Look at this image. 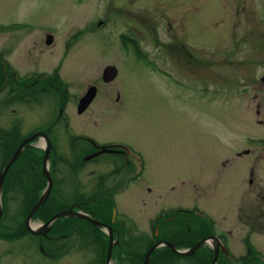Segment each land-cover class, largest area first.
<instances>
[{
    "label": "rangeland",
    "instance_id": "374dc122",
    "mask_svg": "<svg viewBox=\"0 0 264 264\" xmlns=\"http://www.w3.org/2000/svg\"><path fill=\"white\" fill-rule=\"evenodd\" d=\"M45 32L53 35L49 43ZM121 34L136 40L146 60L118 43ZM0 53L19 76L57 71L66 87L65 100L54 79L48 88L35 79L29 92L8 99L14 84L0 80V169L15 138L49 129L56 150L51 196L61 207L111 194L117 211L148 233L161 210L197 208L236 257L248 253L247 241L264 255V0H0ZM110 65L117 74L105 82ZM91 86L96 94L78 112ZM76 135L134 149L141 175L134 176L140 166L125 171V160L107 152L70 165ZM41 140L29 146L42 148ZM34 160L26 146L0 196V259L13 264H51L25 247V236L2 237L16 220L23 223L37 183ZM157 224L156 233L168 234ZM69 241L58 264H85L77 236ZM157 253L150 264L165 262V252ZM193 255L166 264H202Z\"/></svg>",
    "mask_w": 264,
    "mask_h": 264
},
{
    "label": "flooded vegetation",
    "instance_id": "af4514ba",
    "mask_svg": "<svg viewBox=\"0 0 264 264\" xmlns=\"http://www.w3.org/2000/svg\"><path fill=\"white\" fill-rule=\"evenodd\" d=\"M159 14L162 16L161 21L165 22L166 17L162 14V12H160ZM44 35L46 36L47 32H45ZM164 44H166V47L172 45L171 42L165 41H162L160 45L164 46ZM18 75L19 73L17 71L13 72V95H17L19 91L25 92L26 90L27 92H29L31 86L33 85V79L26 77L19 80ZM28 96L29 95H26L24 97L27 98ZM257 113L259 112L257 111ZM48 130L49 129H44V132L47 134L49 133ZM75 140H78V142H80L82 146H78L77 143H75ZM97 146H107L110 148V150L100 152L96 155H92L91 157H95L101 153L107 152L115 156L122 157L125 160V155L127 154V151L123 144L111 142L100 143L88 136L76 135L72 137V141L70 142L68 150L74 152V149L77 148L78 155L74 156L75 154H71V158L73 159V161L68 163L72 166H81V164H83L85 160L88 159L87 157H89L91 154L98 150ZM28 147L32 146L28 145L27 148ZM124 165L125 171L132 170L133 168L128 160L124 161ZM79 202L80 205L77 206V209L81 207L84 208V206L87 205L91 207L90 210L93 209V207L99 208V210L101 209L100 214L102 215V218H99L97 214L95 216L93 215L96 220L100 222V225H94L89 221L83 219H75L68 221V223H70L69 226H64L61 224L56 225L53 223L49 231L44 234L36 235L31 233L26 226H20V221L17 222L16 220V226L14 224V226L9 229V232L3 234L2 237L5 239L10 238L14 240L25 236V239L28 240L25 244L26 248L33 251L32 248L36 247L38 248V251L40 252L43 259L50 261L51 264H58V262L62 260L66 252L71 248L69 240L70 237L73 235L77 236V239L79 241L78 244L81 247L79 253L82 251H84L85 254L86 252L88 253V256H86L85 264H127L128 259H125L124 257H128L130 250V239L128 236V230L123 224H120L119 222H115L113 220L112 206L110 212L105 208V206L109 204V200L107 198L102 200L96 197L94 198V201L90 200L91 205L88 204V202H86L85 200ZM21 221L24 223L23 216ZM18 224L19 226L17 227ZM170 230H172V228H170ZM110 244L111 246L109 247ZM0 264H13V262L4 260L2 261V259H0Z\"/></svg>",
    "mask_w": 264,
    "mask_h": 264
},
{
    "label": "trees",
    "instance_id": "16d2710c",
    "mask_svg": "<svg viewBox=\"0 0 264 264\" xmlns=\"http://www.w3.org/2000/svg\"><path fill=\"white\" fill-rule=\"evenodd\" d=\"M5 75H6L5 70L0 65V80H1V82L5 78ZM49 79H54L55 81L50 82V81H48ZM46 80H47L46 82L43 81L44 82L43 84L46 83L44 86H46L47 88L50 86L49 82L51 83V85H54V87L56 85V87L58 88L59 84L62 87L61 82L58 80L57 71H55L52 75H50ZM60 91H62V90H60ZM27 150L30 151V153L33 155V157L35 159L34 161L37 162V164H36V162L34 163L36 166H34L32 168V174H33L34 178L37 179V183H35L33 198H32V200L29 201V206L25 212V215L31 210V208L33 207V205L36 203V201L39 198V195L41 193L40 192L41 189L38 190L39 189L38 184L42 183L43 187L46 184V179L44 178V176L41 173V168H42L41 164H42L43 152L34 148V147H28ZM54 160H55V158H54ZM39 162L41 164H39ZM52 193L54 194L53 190L50 192V195H49L48 199L45 201V203L42 204L37 209V211L34 214V218H36L37 216H41L42 221H46L47 219L50 218V216L55 214L60 209L64 208V207H61V205L59 204L56 197L51 196ZM108 200H109V204L107 206H105V208L110 212L111 211V201H110V199H108ZM90 208L91 207L88 205L84 206V209L86 211L90 212L92 216L93 215L95 216L97 214V216L99 218H102V215L100 214L101 209L99 210V208L93 207V209L90 210ZM175 214L177 217V221L181 223V227H180L181 232L176 237H173V238H172V236H173L172 232L171 233L168 232V234H166V235L164 232H160L158 236L154 235L153 238L150 239L149 241L146 240L144 245L141 247L142 248L141 251L138 248L130 246L129 257L127 258L128 259L127 264H140L143 261V258H144V255H145V252L147 251V249L158 238L168 239L169 241L173 242L179 248L191 247L194 244H196L203 236H205L211 232L210 227L207 225L206 222L202 223L200 227H194L191 223L184 220V219H186V217H185L186 214L184 212L177 211V212H175ZM69 220H75V218H72V217H67V218H62V219L58 218L54 222V224H56V225L61 224V225L65 226V225H67ZM164 223L166 224V222L161 221V226H163ZM22 226L23 227L25 226L24 223H22ZM158 250L165 252L164 253V257H165L164 261L165 262L163 261L164 262L163 264H166V261L171 259L170 257H172V258L173 257H181L180 255L174 253L170 248H168L166 246L159 248L157 250H154L152 252V256L157 255ZM251 251L252 250L249 249L248 253L245 256L240 258L241 261L239 262V264H264V262H261V260L259 258L255 257V255L252 254ZM193 256H195L198 259H201L202 264H210L212 261V258H213V251L209 247L201 246L194 253ZM193 256H192V258H194ZM218 264H227V262L225 261V259H222L220 261V263L218 262Z\"/></svg>",
    "mask_w": 264,
    "mask_h": 264
},
{
    "label": "water",
    "instance_id": "95a60500",
    "mask_svg": "<svg viewBox=\"0 0 264 264\" xmlns=\"http://www.w3.org/2000/svg\"><path fill=\"white\" fill-rule=\"evenodd\" d=\"M52 40V36L48 35L46 37V42L49 43ZM117 74V69L115 68V66H106L103 70V74H102V79L105 82L111 81L116 77ZM96 94V87L95 86H91L88 88L87 92L85 93V95L79 100V104H78V112H83L87 106L90 104V102L93 100L94 96ZM38 136H43L46 143H47V147L45 148V155L43 158V175L46 177L47 179V184L45 189L43 190L42 194L40 195V197L38 198L37 202L33 205V207L31 208V210L28 212L27 216H26V226L28 227L29 231L32 233H45L46 231H48L50 229V225L51 223L59 218V217H67V216H73V217H77V218H84L89 220L90 222H92L95 225H100V222L97 221L96 219H94L93 217L89 216L86 213H83L81 211L75 212L73 211L72 207L68 208L66 210H61L57 213H55L54 215H52L43 225L39 226V227H35L33 228L31 226V220L32 217L34 215V213L37 211V209L39 208L40 205H42L51 190L52 187V180H51V176H50V172H49V168L47 165V160L49 157V151H50V143L48 141L47 136L44 133H35L29 137H27L25 140H23L21 142V144L19 145V147L16 149V151L10 156V158L8 159V161L6 162V164L4 165V167L2 168L1 172H0V196L2 194V187H3V181H4V177L5 174L8 170V168L10 167V165L13 163V161L17 158V156L19 155V153L21 152V150L23 149V147L29 142L32 141L33 139H35ZM2 202H1V198H0V217L2 215ZM211 239H216L215 237H211ZM204 242H207L206 239L201 240L200 242L196 243L193 247L187 249V250H179L177 249L172 243L167 242V241H159L156 244L152 245L146 252L144 260L141 264H147L150 260V255L152 253V251L160 244H164L169 246L172 251H174L177 254H181V255H190L192 253H194L196 251V249ZM111 246V244L109 245V247ZM214 246V256H213V260L211 262V264H215L216 263V259H217V255H218V245L215 244Z\"/></svg>",
    "mask_w": 264,
    "mask_h": 264
},
{
    "label": "bare ground",
    "instance_id": "6f19581e",
    "mask_svg": "<svg viewBox=\"0 0 264 264\" xmlns=\"http://www.w3.org/2000/svg\"><path fill=\"white\" fill-rule=\"evenodd\" d=\"M85 95V94H84ZM83 97V96H82ZM81 97V98H82ZM45 139L42 137V140H41V144L43 145V146H45ZM45 223V221H43V222H41V221H39L38 223H31V226L33 227V228H35V227H38V226H41V225H43ZM209 242H212V240H208Z\"/></svg>",
    "mask_w": 264,
    "mask_h": 264
}]
</instances>
